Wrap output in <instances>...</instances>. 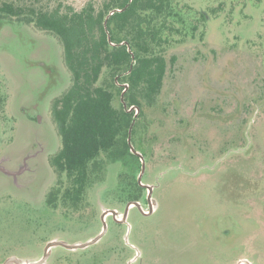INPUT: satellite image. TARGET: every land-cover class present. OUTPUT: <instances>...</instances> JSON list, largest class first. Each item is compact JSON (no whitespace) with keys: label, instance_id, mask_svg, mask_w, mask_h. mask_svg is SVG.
<instances>
[{"label":"rangeland","instance_id":"rangeland-1","mask_svg":"<svg viewBox=\"0 0 264 264\" xmlns=\"http://www.w3.org/2000/svg\"><path fill=\"white\" fill-rule=\"evenodd\" d=\"M1 1L81 10L103 0ZM176 9L198 28L176 36L158 104L131 133L143 191L127 216L118 165L78 211L53 202L62 142L51 106L72 75L58 37L0 17V264L46 253L41 264H264V0Z\"/></svg>","mask_w":264,"mask_h":264},{"label":"trees","instance_id":"trees-1","mask_svg":"<svg viewBox=\"0 0 264 264\" xmlns=\"http://www.w3.org/2000/svg\"><path fill=\"white\" fill-rule=\"evenodd\" d=\"M176 2L103 0L99 6L88 2L75 10L62 2L45 8L0 0V17L25 19L58 37L72 75L70 88L51 106L62 142L50 159L61 182L51 194L53 202L57 199L78 211L91 185L106 178L110 165L119 166L123 201L139 200L143 156L131 150L130 129L134 137L146 108L158 104L168 69L177 60L166 57L176 36L198 28L184 26Z\"/></svg>","mask_w":264,"mask_h":264},{"label":"water","instance_id":"water-1","mask_svg":"<svg viewBox=\"0 0 264 264\" xmlns=\"http://www.w3.org/2000/svg\"><path fill=\"white\" fill-rule=\"evenodd\" d=\"M123 102H124V99H123ZM124 106L126 107L127 105H126V103L124 102ZM131 111V110H130ZM132 127H133V125H132ZM131 133H132V128L130 129V135H129V143L131 144ZM134 150V149H133ZM134 153L136 154V155H138V156H141L138 152H136V151H134ZM142 158V160L144 159L143 157H141ZM144 171H145V166H143V173H144ZM139 182H141V178H140V181ZM149 202L151 201V193L149 194ZM135 205V206H137V207H140V203H138V202H131L128 206H127V208H126V212H125V216H127L128 215V212H129V209H130V207H131V205ZM111 214H113L114 216H116L117 215V212L116 211H111ZM104 226H106V222H105V224H104ZM99 238H97V240H98ZM96 240V241H97ZM96 241H94L93 242V244L96 242ZM55 244V243H54ZM54 244H51L50 246H52V245H54ZM91 243H89V244H87V245H90ZM57 245V244H56ZM56 245H54V246H56ZM61 245H64V244H61ZM47 256H48V253H46L45 254V257H44V259H43V261H45V259H47ZM12 260H14V259H11V260H8L5 264H9ZM42 261V262H43ZM14 262H16L17 264H20V263H18V261L17 260H14ZM42 262H40V263H37V264H41Z\"/></svg>","mask_w":264,"mask_h":264}]
</instances>
